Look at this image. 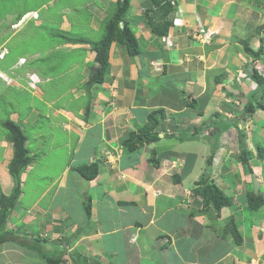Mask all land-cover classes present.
Masks as SVG:
<instances>
[{"label":"crops","instance_id":"0c3cea01","mask_svg":"<svg viewBox=\"0 0 264 264\" xmlns=\"http://www.w3.org/2000/svg\"><path fill=\"white\" fill-rule=\"evenodd\" d=\"M53 1H49L50 5L55 4ZM73 1L79 3L61 8L60 27L64 31L71 30L72 24L64 13L71 16L77 12L83 28L96 30L105 19L104 9L94 6V0ZM154 1L130 0L123 16L137 40V54L129 56L123 44L112 42L102 80L86 82L90 71L86 72L88 69L84 65L86 74H81L76 84L67 88L76 98L70 99L67 106H62L58 98L50 97L44 88L41 89L49 78L40 77L36 66L27 67L25 73L14 72L16 66L8 70L10 74L0 71L3 77L14 81L7 85L0 78V91L15 84L23 89L37 84L31 95L43 107L38 103L29 104L25 108L28 112L21 113L17 109L9 112L8 119L16 122L24 133L23 124L38 126L42 118L57 119L42 130V134L50 135L53 141L46 150L30 149L31 141L27 136L25 145L32 159L21 174V183L32 171L33 156L37 153L38 159L47 158L49 150L65 156L60 173L49 184H58L50 202L40 205L47 186L28 209L15 206L6 226L22 234L30 230L32 236L28 238L47 239L55 234L60 243H52H56L61 252L78 251L99 264L120 261L116 245H105L101 241L104 237L124 243L126 254L121 264H233L234 260L264 264V202L258 209L248 210L247 195L252 189H247L250 181L245 179L243 170L239 171L241 159L236 148L241 145L249 151L250 158L243 165L250 168V176L257 177L258 191L264 200L262 161L255 156V147L264 148V85L258 86L250 77L253 69L264 74V52L254 56L246 50L257 51L260 47L264 50V2L174 0L179 13L173 10L165 16L160 4ZM175 16L179 24L171 23L165 34L157 35L152 30L151 25ZM26 23L23 21L17 29H22ZM199 27L210 30L209 42L193 37ZM64 44L70 50L83 49L80 52L83 59L93 61L94 52L88 43ZM33 56L38 57V54ZM18 61L17 65L25 64L23 59ZM30 75L34 76L33 85ZM248 102L256 107L250 115L246 111L250 109ZM158 110L162 114L156 112V123L144 132L151 133L150 138L145 137L140 143L136 142L134 148H128L125 142L130 139V133H140L148 123L149 113ZM58 128L61 130L57 131ZM224 129L227 130L223 135L218 139L214 137ZM62 132L65 136L55 147V135ZM0 146V185L8 194L13 184L7 167L12 146L7 132L2 130ZM100 149L106 153L99 154ZM210 155L208 164L206 160ZM153 159L156 160L154 164ZM59 161L52 160V163ZM92 163L97 167L96 176L83 178L77 168ZM204 171L208 179L231 198V205L219 211L211 205L203 206L192 187L197 186ZM238 180L245 182L238 184ZM58 195L61 198L56 202ZM79 197L90 204L92 226L85 231L80 229L76 212L70 211ZM98 200L107 215L116 214L115 219L95 218L97 210L92 215V209L96 208L92 207L93 203ZM128 206L137 209L130 220L132 214ZM203 209L215 213L217 224L213 228L205 221V213L197 215ZM230 219L235 221L240 244L230 239H234L229 228ZM246 220L250 226H245ZM207 231L221 244L211 241V247L220 246L215 251L221 253L208 256L199 251L198 239ZM6 243L0 248V259L5 264L4 259L9 255ZM50 244H47L49 248ZM183 246L188 250L185 254ZM19 248L21 246L16 244V250ZM31 252L34 251H28ZM129 255L133 261L129 260Z\"/></svg>","mask_w":264,"mask_h":264},{"label":"rangeland","instance_id":"374dc122","mask_svg":"<svg viewBox=\"0 0 264 264\" xmlns=\"http://www.w3.org/2000/svg\"><path fill=\"white\" fill-rule=\"evenodd\" d=\"M50 1V0H49ZM48 0H0V49L6 48L8 49L9 53L5 56L4 59L0 58V71H5L7 74H10L8 70L13 66H16V68L13 69L16 73H25L27 70L26 68L29 67H37L38 75L40 77H48V82L42 86L41 89H45V94H48L50 97H56L61 101L62 106H67L70 103V99L75 98V94L73 95V92H70V90H67V88L72 85H75L78 81V78L81 77V74L84 75L85 69H83V66L85 65L88 69V72L92 67H94L95 63L93 61H85L83 59V56L80 55V52L84 51L83 49H69L66 44H64V38L63 36L67 37H84L89 40H98L101 36L104 34V25L107 22V20L111 17L113 14V11L115 10L116 3L115 0H111L109 2H100L98 0H94L93 5L96 7H100L104 9V18L102 23L96 28V30L89 31L86 29V27H82V23H80V15L79 13L71 14L69 16V13H64L65 16H68V20L72 24L71 30H66L67 32H62V27H60L61 24V8H64V6H67V4L75 5L78 2L73 0H54L55 4H51ZM59 2V3H58ZM44 3V4H42ZM58 3V4H57ZM39 4H42L38 7ZM36 10L37 12V19L33 18L36 16L35 12H30ZM28 11L22 18L23 21L25 19L29 18L26 22V24L23 25L22 29L11 28V22L15 21L16 17L23 12ZM32 15V16H31ZM21 20V21H22ZM37 21V24L35 23ZM17 24L16 26H18ZM62 28V29H61ZM65 30V29H64ZM62 35V37H61ZM65 46V47H63ZM138 47V45H137ZM34 53L38 54V57L33 56ZM82 58L80 60L79 58ZM23 59V62L25 64L23 65H17V61ZM78 61V62H76ZM19 62V61H18ZM8 68V69H7ZM7 69V70H6ZM31 74V73H29ZM4 74H0V78L5 81V78L3 77ZM0 79V86H1V80ZM89 79V77H88ZM88 79L86 82H88ZM33 80V79H32ZM7 85L13 84L14 81L12 79H9L6 77ZM89 83V82H88ZM30 84V83H29ZM41 85V84H40ZM89 85V84H88ZM31 86V85H30ZM81 86V85H77ZM37 84L33 87L23 89L19 86V84H15L12 87L5 86L0 91V133L2 131H6L1 124L5 120L8 119L9 112L17 109L16 111H20L21 113L28 112L25 110L26 107L29 106V104H37L39 107H43L42 104L37 101L33 96L31 95V90L36 89ZM249 101H251V97H249ZM20 114V113H19ZM220 117V116H219ZM57 119H52L50 121H56ZM47 119H40V123L37 126L36 124H23V127H25V133L28 136V139L31 141V145L29 146L30 149L35 148L37 149L36 152H40L39 150H46L47 146H49V142L53 143L51 136L48 134H42V130L45 129L47 124L50 122ZM28 125V126H26ZM228 127L230 125L228 124ZM61 129H57V131H60ZM227 129L221 130L220 132L214 134V137L219 138L218 136L221 134L223 135L224 131ZM56 131V132H57ZM220 133V134H219ZM57 141H55V147L58 142H61L62 139L65 136V133L62 132L57 133L56 135ZM72 139L75 141V135L72 134ZM197 136V135H196ZM61 137V140H58V138ZM53 145V144H51ZM212 146V145H211ZM241 145L239 147H236L240 149ZM2 147V146H0ZM39 147H42V149H39ZM44 147V148H43ZM52 148V147H51ZM73 148V147H72ZM214 148V147H213ZM216 148V147H215ZM254 147H251L253 149ZM248 151V150H247ZM254 151V149L252 150ZM47 158L38 159L39 154L37 153L35 156H33L34 159V165L32 171L28 173L26 176L25 181L21 185V195L19 197V201L16 204V208H22V209H28L29 205L33 202V200L38 196L47 186H49L51 180L55 177V175H58L61 171L62 161L65 159V156L56 155V150L51 151L49 150ZM61 154V153H58ZM53 155L52 159L51 156ZM60 161L58 163H52V160H58ZM156 160L153 159L151 162L154 164ZM244 163H239V171L240 169L243 170V172L246 174L245 179L249 183L247 184V189H252V175H249L248 166H244ZM261 167L264 171V164L262 162ZM57 181V180H56ZM238 184H243L244 180H238ZM57 183L50 185L46 192H44V198L42 199L40 205L44 206V203H49L50 200L54 196V191L56 189ZM1 186V185H0ZM193 188V187H192ZM2 189V188H1ZM252 191V190H251ZM61 198L59 195L56 197L57 199ZM77 200V201H76ZM86 200L82 201V199L77 198L74 200L72 204L75 206H72L70 208V211L76 212V220L77 218L80 219V229L83 231L87 230L89 227L92 226L91 217H87L86 210L84 207ZM78 205V208L77 206ZM70 206V205H69ZM66 206V207H69ZM92 207V215L97 210V215H95V218H98L99 216L101 218H111V220L116 218V214L111 213L110 215H107V211H105V207L102 206V203H93ZM128 209H130V214H132L129 218V220L135 215L137 209L135 207L128 206ZM119 209V208H118ZM95 213V214H96ZM203 213L206 214V222L212 226L216 223L215 213L212 212V210H205L204 209L200 212H197V215L200 217L203 215ZM91 214V210H90ZM115 215V216H114ZM182 215V214H181ZM108 218V219H109ZM73 220V219H72ZM110 220V219H109ZM235 222V221H234ZM30 223V222H29ZM107 224H111L108 222ZM250 222L246 220L245 226H250ZM237 227L241 226V223L236 225ZM251 228V227H249ZM12 232L14 228H11ZM246 231H248L246 229ZM17 233L19 235L26 236L27 238L29 236H32V233L30 230H28V234L24 233V231ZM226 234H229V232L226 230ZM250 234L252 232H249ZM203 237L198 239L200 248L199 251H204L205 255L208 256H214L217 255V253H221L219 251H215L218 249V245H215L211 247V241L213 244L218 243L215 239L211 237V232H202ZM247 237V234H245ZM52 234L49 238L46 239V243L44 244V249L47 250V252H55V246L57 245L58 236L54 234L53 238ZM231 237V235H230ZM241 237V236H240ZM232 241L234 239L230 238ZM105 245L113 246L116 245L117 247V253L118 258L123 260L124 255L126 254V250L123 248L124 243H120V241L112 240L110 237H104L101 239ZM5 244L6 248H9L6 253H9L6 259V264H48L42 257H40L37 252H31L28 253V251L21 247L18 250H16V244L12 241H6ZM56 242V243H52ZM235 242V241H234ZM50 244V248L47 246V244ZM60 243V242H59ZM58 243V244H59ZM230 243V240H229ZM220 244V243H218ZM221 245V244H220ZM231 245H234L231 243ZM208 246V247H207ZM235 246V245H234ZM1 248V244H0ZM225 249V248H224ZM223 249V250H224ZM183 254L187 253L188 250L185 246H183ZM16 251V253H15ZM135 251V250H134ZM70 253V252H69ZM11 254V255H10ZM57 254V252H55ZM201 254V253H200ZM202 255V254H201ZM57 257H60L62 260L58 264H73L71 262L70 257L68 255V252L64 250L61 254H57ZM129 260L133 261L131 255H129ZM120 261H116V263L121 264ZM1 264H5L0 259ZM223 264V263H221ZM233 264H245L243 262H238L237 260H234Z\"/></svg>","mask_w":264,"mask_h":264},{"label":"trees","instance_id":"16d2710c","mask_svg":"<svg viewBox=\"0 0 264 264\" xmlns=\"http://www.w3.org/2000/svg\"><path fill=\"white\" fill-rule=\"evenodd\" d=\"M130 0H115L116 7L113 11L111 17L107 20L104 25V34L98 40H89L84 37H67L63 36L64 42H69L71 44L74 43H88L90 45L91 50L94 52L93 63L97 64V67H92L90 69V75L88 82H100L103 78V74L108 66V55L109 49L112 42L116 41L120 44H123L127 50L129 56H134L138 52L137 48V40L127 26L126 22L123 20V16L127 11ZM171 0H155V4H160L159 8L164 10L165 16L173 12L174 6L170 2ZM264 2V0H262ZM153 2V0H152ZM43 4V3H42ZM42 4H39L41 6ZM24 13V12H23ZM122 23V25H120ZM172 20H164L161 24L151 25L152 30L157 35H163L167 32L168 27L171 25ZM264 29V27H263ZM62 32H66L61 30ZM62 37V35H61ZM246 48V47H245ZM248 52H253L252 55L259 56L263 54L264 50L260 47L257 51H251V49H247ZM250 77L253 81L257 83L258 86L264 85V74L258 73L255 69L252 70ZM262 107V106H259ZM246 109L248 115L254 112V107L248 102ZM157 113H161V110L152 111L148 115V123L145 127L140 129V133H130V139H127L125 145L128 148L132 149L135 147L136 142L140 143L145 137L150 138L151 133L148 132L152 129L153 123H156L155 115ZM155 119V120H154ZM2 126L7 131V137L11 142L12 146V156L8 162V172L12 178L13 184L11 190L8 194H5L0 186V244L6 241H12L18 244L21 247H24L28 251H35L37 254L42 257L48 264H58L62 260L60 257H57V254H61V249L55 246V252H47L44 249V244L46 243V239L41 238H27L23 237V235H19L17 232H12L6 226L8 216L15 208L16 204L19 201V197L21 195V174L26 169V167L30 164L32 156L29 154V150L25 145L27 140V135L20 128V126L10 120L7 119L2 123ZM239 135L244 137V133L239 131ZM155 136V135H154ZM157 136V135H156ZM156 138V137H155ZM241 139V138H240ZM241 162L246 164L248 162L249 151L246 150V147H241L239 149ZM255 156L257 159L263 162L264 164V148L257 146L255 147ZM211 158V155H210ZM210 158H207V163L209 164ZM77 171L81 174V176L85 179H91L97 174V167L94 163L89 165H83L77 168ZM248 171L251 172L248 167ZM194 193H198V195L202 199L203 206L206 207L211 205L215 210L219 211L220 208L224 206H229L232 204V200L230 197L226 196L222 190L214 184L213 181L208 179V174H201L199 180L197 181V186L194 188ZM264 200L260 192L258 191L256 194L253 192H249L247 195V208L250 211H254L258 209ZM87 217H90V204L89 202H85L84 204ZM229 228L231 229V233L234 237L236 244H240L241 237L239 232L236 230L234 225V221L230 219ZM71 262L73 264H99L97 260L92 257L86 256L78 251H71L68 253Z\"/></svg>","mask_w":264,"mask_h":264},{"label":"built area","instance_id":"2783aa9c","mask_svg":"<svg viewBox=\"0 0 264 264\" xmlns=\"http://www.w3.org/2000/svg\"><path fill=\"white\" fill-rule=\"evenodd\" d=\"M170 2L175 7V13L178 14L179 11L176 8V4H175L174 0H171ZM172 23L174 25H178L179 24V20H178V17L177 16H175V17L172 18ZM210 36H211V32H210L209 29H204L203 27H199L198 30L194 33V36L193 37L195 39H201V41H204V42L207 43L211 39ZM5 51H6L5 49L2 50V51H0V56H2Z\"/></svg>","mask_w":264,"mask_h":264},{"label":"clouds","instance_id":"9594fccd","mask_svg":"<svg viewBox=\"0 0 264 264\" xmlns=\"http://www.w3.org/2000/svg\"><path fill=\"white\" fill-rule=\"evenodd\" d=\"M175 2V1H174ZM176 4V3H175ZM177 6V5H176ZM174 10H175V8H174ZM28 11H25L24 13H22V14H20V15H18L17 17H16V19H15V21H12L11 22V28H17L22 22H23V20H22V18H23V16L27 13ZM30 12H34V11H30ZM32 16V15H31ZM30 18V17H29ZM29 18H27V19H25V22L29 19ZM33 18H37V14H36V16L35 17H33ZM22 20V21H21ZM17 24H19L18 26H16ZM6 50L5 52H4V54L2 55V56H0V58H3L7 53H8V49H6V48H2V49H0V51H2V50ZM30 77H31V80H30V82L32 83V85L35 83V80H33L32 81V79H33V77L34 76H31L30 75ZM5 78V81H6V77H4ZM8 78V77H7ZM31 85V86H32ZM34 86V85H33ZM99 154H104V153H106L103 149H100L99 150ZM209 157V156H208ZM207 157V158H208ZM210 158V157H209ZM207 161V160H206ZM201 174H207V172H202ZM254 174H252V176H253ZM255 176V175H254ZM208 177H209V175H208ZM256 177V176H255ZM256 179H257V177H256ZM199 180V179H198ZM258 180V179H257ZM259 182V181H258ZM194 188L195 187H193L192 189H193V191H194ZM259 189V188H258ZM252 192H253V185H252ZM258 192V191H257ZM254 193V192H253ZM201 198V197H200ZM202 200V199H201Z\"/></svg>","mask_w":264,"mask_h":264},{"label":"water","instance_id":"95a60500","mask_svg":"<svg viewBox=\"0 0 264 264\" xmlns=\"http://www.w3.org/2000/svg\"><path fill=\"white\" fill-rule=\"evenodd\" d=\"M120 25H122V23H120ZM96 67H97V64L95 63L94 68ZM252 185H253V192L254 194H256L259 188V182L254 175L252 176Z\"/></svg>","mask_w":264,"mask_h":264}]
</instances>
